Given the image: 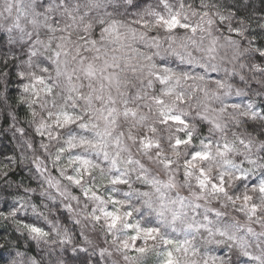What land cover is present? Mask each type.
<instances>
[{
	"label": "clouds",
	"instance_id": "1",
	"mask_svg": "<svg viewBox=\"0 0 264 264\" xmlns=\"http://www.w3.org/2000/svg\"><path fill=\"white\" fill-rule=\"evenodd\" d=\"M0 264H264V0H0Z\"/></svg>",
	"mask_w": 264,
	"mask_h": 264
}]
</instances>
